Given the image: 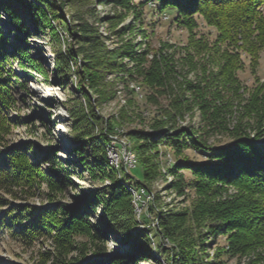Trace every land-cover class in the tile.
Returning a JSON list of instances; mask_svg holds the SVG:
<instances>
[{"label": "rangeland", "instance_id": "obj_1", "mask_svg": "<svg viewBox=\"0 0 264 264\" xmlns=\"http://www.w3.org/2000/svg\"><path fill=\"white\" fill-rule=\"evenodd\" d=\"M34 1L40 3L47 16L49 25L43 29L34 25L30 10L23 7L21 2L11 0L10 9L17 12V18L24 24L23 30L16 28L0 8V42L8 55L4 63V77L9 79L13 100L4 113L9 119V131L4 142L6 145L27 144L30 147L27 154L34 161L35 155L44 150H53L65 173H70L66 178L70 183L63 180L65 183H61L58 192L40 183L27 189V192L26 189L25 192L17 191L15 198L0 190V217L9 209L18 210L20 205L26 208L62 204L75 206L92 192L106 196L111 179L92 166L96 161L89 145V137L106 133L109 142L103 143L107 164L117 171L119 177L126 174L125 179L131 184H124L127 189L131 188L128 190L135 217L141 218L129 231L133 233L144 229L147 245L154 254L147 256L140 264H182L175 261L174 252L179 249L178 242L161 236L159 215H164L166 219L179 216L178 219H182L185 212L192 211L196 192L186 185L184 192L179 193L176 187L171 186V181H176L178 176L169 172L168 168L175 164L176 158L172 148L163 143L156 148L145 149L146 152L141 150L156 157L159 172L147 185H135L143 179V171L133 147H138L144 140H136L133 132L152 133L158 126L170 129L173 124L175 128L191 129L209 144L223 145L232 140L229 130L241 124L249 127L252 120L243 117L240 105L233 101L226 109V115L221 116L222 124L216 128L208 126V114H202L191 88L180 94L185 98L181 102L185 107L181 116L176 114L173 121L164 112L173 109L169 105V98L152 94L136 71L140 66L148 65V61L154 58V52H157V58L160 53L172 54L177 66L188 70V63L180 58H185L186 49L192 50L189 32L171 23L170 12L153 10V4L151 7H126L109 0H51L55 3L54 14L46 1ZM134 1L131 3L134 4ZM198 22L196 37L213 40L215 29L203 23L199 17ZM16 50H20L21 55L13 56ZM174 50L177 51L175 54ZM141 57L146 60L140 62L138 58ZM241 60L243 67L236 71L243 89H240V93H248L259 85L264 88V47L259 52L255 71L251 69L249 55L242 53ZM194 61L200 64L197 61H201V58L195 57ZM93 65L95 68L92 69ZM205 67L208 71L215 70L211 61ZM200 70L198 66L184 72L185 79L196 81V74ZM96 116L100 118L95 119ZM108 125L112 128H108ZM248 127L246 131L252 137L255 130H248ZM259 131L264 138V120ZM74 147H79V151L75 153ZM124 151L136 159L135 167L130 166V171L119 163L124 160ZM114 152L118 166L109 160L111 157L116 159ZM184 153L194 161L205 159L190 149ZM40 167L48 169L45 163H40ZM183 175L185 181L189 182L190 174L185 172ZM243 193H246V188L228 184L219 196L222 199L229 196L238 198ZM261 196H256V199L262 200ZM150 205L152 209H149ZM256 205L263 207L264 203ZM97 207L98 210L88 216V221L107 227L106 255L114 250L122 251L126 243L120 240L121 232L114 227V221L103 211L102 205L98 204ZM257 215L248 214L245 218L255 219ZM182 225L185 229L177 228L176 237L189 235L196 244L193 254L196 260L183 264H264V245L249 242V239H253V234L249 232L252 228L256 229L257 222L239 229L237 240L249 242V247L240 256L219 252L226 246L225 235L210 239L207 238L210 235L205 234V226L199 228L195 222L188 220ZM78 240L83 243L86 238L79 237ZM202 241L206 242L205 245L198 246ZM157 244L166 250L167 256L156 253ZM181 249L187 256L190 255L185 243L181 244ZM52 250V243L48 239L39 238L25 244L0 231V264H39L38 261L43 258L41 253ZM70 253L76 255L75 251ZM155 256L159 263L153 259Z\"/></svg>", "mask_w": 264, "mask_h": 264}, {"label": "trees", "instance_id": "obj_2", "mask_svg": "<svg viewBox=\"0 0 264 264\" xmlns=\"http://www.w3.org/2000/svg\"><path fill=\"white\" fill-rule=\"evenodd\" d=\"M10 1L0 0V8L16 28L23 30L24 24L17 18V12L10 9ZM13 1L21 2L23 7L30 10L34 25L38 28L43 29L49 25L40 3L34 0ZM44 1L54 10V2L40 0ZM109 1L126 7H151L153 4V10L170 12L171 23L188 30L192 50L186 49L185 58H180L188 63V70L184 71L181 65L177 66L172 54L160 53L157 58V52H154V58L148 61V65H142L136 71L142 76V82L151 89L152 94L169 98V105L173 109L164 112H167L173 121L175 115L181 116L185 109L181 104L185 98L180 94L187 88L193 90L192 94L201 106L202 114H208V126H219L222 114L226 115V109L230 108L233 101L240 105L241 115L252 120L249 127L241 124L229 130L232 140L223 145L209 144L191 129L175 128L173 124L170 129L158 126L152 133L133 132L136 140H144L138 147H133L143 171V179L138 180L135 185H147L159 172L156 157L151 153L144 154L141 150L146 152L145 149L156 148L163 143L172 148L176 158L175 164L168 168L169 172L178 176L176 181H171V186L176 187L179 193L184 192L186 185L190 186L197 195L192 211L185 212L182 219H178L180 216L166 219L164 215H159L161 236L178 242L179 249L174 252L177 259L175 261L183 264L196 260V244L189 235H179L180 239L176 237L177 228L185 229L182 224L186 220L195 222L199 228L205 226V234L210 235L206 236L207 238L216 239L218 235H225L226 246L219 252L240 256L249 247V242L264 245V206L256 205L264 203V138L263 133L259 131L264 120V88L259 85L248 93H240L242 86L236 75V71L243 67L242 53L250 56L251 69L255 71L257 68L259 52L264 47V0H136L134 4L131 3L133 0ZM55 12L56 10L53 11L54 14ZM198 17L215 29L213 40L196 37ZM52 30L54 29H50ZM204 51L206 54L202 55ZM176 52L174 50L173 54ZM21 53L16 50L13 56H19ZM206 55L207 59L204 61ZM195 57L201 58V61H197L201 62L200 64L194 61ZM7 58L8 55L0 42V190L15 198L17 191L25 192L26 189L27 192L34 185L44 183L49 190L58 192L61 190V183H65L63 180L70 183L66 179L70 173H65L59 159L52 153L53 150H44L35 155L34 161L27 154V150H30L27 144L6 145L4 142L9 131V119L4 113L13 104L9 79L4 77V63ZM138 60L143 62L146 59L141 57ZM208 61L215 65V70H207L205 65ZM198 66L201 70L196 74V81L185 79L184 72L194 70ZM91 68H95V65ZM98 118L100 117H95ZM247 127L248 130H255L252 137L250 132L246 131ZM108 128L112 127L108 125ZM104 141L109 142L106 133L89 137V145L96 161L92 166L111 179L106 196L92 192L75 206L62 204L26 208L25 205H20L18 210L12 208L1 215L0 231L7 233L11 238L25 244H31L39 238L48 239L52 243L53 250L42 252L43 258L38 261L39 264H140L147 256L154 255L151 247L147 245V233L144 229L133 233L129 231L141 218L135 217L131 193L124 184H131L125 179L126 174L119 177L117 171L107 164ZM187 149L205 159H190L184 153ZM73 151L78 152L79 147H74ZM40 163L47 164L48 169H42ZM185 172L191 176L189 182L184 179ZM228 184L246 188V193L238 198L229 196L222 199L219 195ZM257 194L263 195L262 200L256 199ZM98 204L102 205L103 211L114 221V227L121 232L120 240L126 243L122 251L114 250L106 255L107 227L88 221V216L98 210ZM149 209H152V205ZM254 213L258 214L255 219L245 218V215ZM255 222L258 223L256 229L252 228L249 232L253 234V239H249V242H239L236 237L239 229L248 228ZM199 236L200 234L197 235ZM79 237H85L86 243L79 241ZM182 242L189 247L190 255L183 253ZM205 243L202 241L198 246L202 247ZM72 251H75L76 255H72ZM155 251L161 256L166 254V250L159 244ZM153 259L159 261L156 256Z\"/></svg>", "mask_w": 264, "mask_h": 264}, {"label": "bare ground", "instance_id": "obj_3", "mask_svg": "<svg viewBox=\"0 0 264 264\" xmlns=\"http://www.w3.org/2000/svg\"><path fill=\"white\" fill-rule=\"evenodd\" d=\"M47 89V88H46ZM127 152V151H126ZM109 153L111 154V152L109 151ZM108 153V154H109ZM114 154H115V156H116V159H114L113 157H111V158H109V160H110V162L111 163H113V165H116L117 164V166H118V164L119 163H121V165H123L125 168H127V166H126V154H125V151H124V153L123 154H125V156L123 157V159L124 160H122L121 162H117V154L114 152ZM127 157H128V160H129V162H130V166H134L135 167V164H136V159L133 157V156H131V155H127ZM129 190H131V188L129 187L128 188Z\"/></svg>", "mask_w": 264, "mask_h": 264}, {"label": "built area", "instance_id": "obj_4", "mask_svg": "<svg viewBox=\"0 0 264 264\" xmlns=\"http://www.w3.org/2000/svg\"><path fill=\"white\" fill-rule=\"evenodd\" d=\"M126 166H127V169L130 171V162L127 157V152H126Z\"/></svg>", "mask_w": 264, "mask_h": 264}]
</instances>
